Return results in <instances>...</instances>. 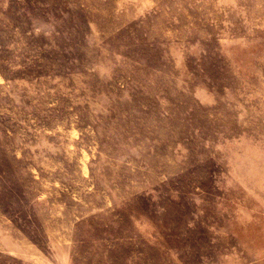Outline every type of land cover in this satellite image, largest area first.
<instances>
[{
	"label": "rangeland",
	"instance_id": "374dc122",
	"mask_svg": "<svg viewBox=\"0 0 264 264\" xmlns=\"http://www.w3.org/2000/svg\"><path fill=\"white\" fill-rule=\"evenodd\" d=\"M0 264H264V0H0Z\"/></svg>",
	"mask_w": 264,
	"mask_h": 264
}]
</instances>
